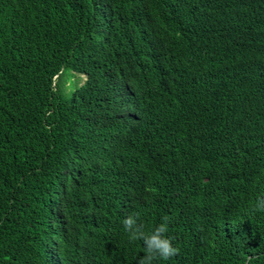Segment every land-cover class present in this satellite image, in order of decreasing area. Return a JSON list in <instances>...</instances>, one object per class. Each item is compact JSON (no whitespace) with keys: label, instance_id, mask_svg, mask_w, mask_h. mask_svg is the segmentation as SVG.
I'll list each match as a JSON object with an SVG mask.
<instances>
[{"label":"trees","instance_id":"trees-1","mask_svg":"<svg viewBox=\"0 0 264 264\" xmlns=\"http://www.w3.org/2000/svg\"><path fill=\"white\" fill-rule=\"evenodd\" d=\"M260 197L264 0H0V264H136L129 214L264 264Z\"/></svg>","mask_w":264,"mask_h":264},{"label":"clouds","instance_id":"clouds-1","mask_svg":"<svg viewBox=\"0 0 264 264\" xmlns=\"http://www.w3.org/2000/svg\"><path fill=\"white\" fill-rule=\"evenodd\" d=\"M258 210H264V197L258 198L255 205ZM171 217L164 216L153 230L146 232L144 225L139 221L138 214H129L123 220L125 231L130 242L143 241L145 253L136 264H154L156 260H168L179 252L174 246L175 236L169 235Z\"/></svg>","mask_w":264,"mask_h":264},{"label":"rangeland","instance_id":"rangeland-1","mask_svg":"<svg viewBox=\"0 0 264 264\" xmlns=\"http://www.w3.org/2000/svg\"><path fill=\"white\" fill-rule=\"evenodd\" d=\"M72 73L71 72H68L66 71L64 73L65 77H64V80H63V85L69 89H71V87L75 84V83H78V82H81L83 81V79L85 78V76L83 74H76V75H71ZM77 78L78 80L80 81H77Z\"/></svg>","mask_w":264,"mask_h":264}]
</instances>
